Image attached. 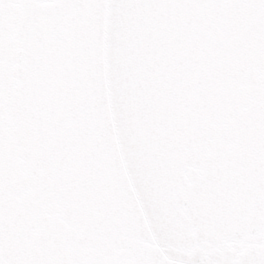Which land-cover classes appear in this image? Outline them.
<instances>
[{"label": "snow or ice", "instance_id": "obj_1", "mask_svg": "<svg viewBox=\"0 0 264 264\" xmlns=\"http://www.w3.org/2000/svg\"><path fill=\"white\" fill-rule=\"evenodd\" d=\"M0 264H264V0H0Z\"/></svg>", "mask_w": 264, "mask_h": 264}]
</instances>
